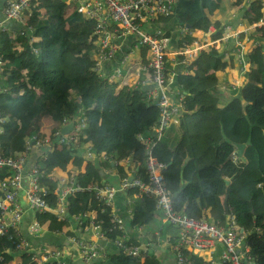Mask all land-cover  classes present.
<instances>
[{
	"label": "trees",
	"instance_id": "16d2710c",
	"mask_svg": "<svg viewBox=\"0 0 264 264\" xmlns=\"http://www.w3.org/2000/svg\"><path fill=\"white\" fill-rule=\"evenodd\" d=\"M231 1L238 18L248 21V25L264 19L261 0H251L241 9L245 0ZM66 7L64 0L30 2L26 25L44 34L38 55L34 52L36 46L29 40L31 32L24 36L0 33V58L5 61L0 80V112L6 118L0 135L3 154L14 157L32 137L42 141L49 138V151L42 147L38 152L40 157L35 154L32 159L47 175L55 169L74 173L76 184L82 188L112 186L109 177L104 181V169L117 174L120 180L133 172L145 181L147 156L140 137L153 139L152 129L160 115L153 100L147 97L150 88L141 84L122 87L114 96L112 90L118 82H109L105 65L102 74L93 71V22ZM219 9L220 0H176L174 15L180 26L206 32L210 25L220 27V22H211ZM236 24L237 18L232 26ZM253 33L249 38L264 47V28H255ZM184 40L191 42L190 38ZM177 59L167 62L166 68L169 73H177V90L171 88L175 93L173 98L183 96L184 110L174 130L179 138L172 143L164 134L153 151L166 166L163 175L173 195L174 207L197 219L209 210L208 221L220 226L227 215H232L236 224L249 233L247 244L256 264H264V51L253 50L246 55L249 70L245 84L231 90L224 105H219V92L210 89L217 85L216 73L227 67L222 56L215 58L212 49L201 52L193 68L187 66L193 69L188 75L180 72ZM103 93H106L104 98ZM78 118L84 119L85 128L78 134L71 130L68 135L73 140L69 145L59 146L57 140L64 137L60 129L65 122H75ZM44 129L48 135L42 134ZM88 145L96 155L111 160L99 158V162H88L82 170L85 161L82 147ZM237 145L245 146L240 156L236 154ZM47 175L40 185L46 187L49 195L58 184L47 181ZM226 181L230 182L228 186ZM133 194L131 190L122 194L126 200L132 199L128 225H147L156 216L155 201L133 198ZM225 196L228 213L223 206ZM48 200H53L52 194ZM66 206L69 211L64 221L49 213L38 216L40 223L46 225V233L60 236L65 242L74 236L70 230L63 233V228L71 225L75 228L72 215L94 210L98 212V220L103 219L106 226L110 224L109 209L104 208V213H100L104 206L97 202L94 192H76L67 197ZM101 230H105L104 224ZM113 237L109 235V241ZM36 240L37 244L30 243L66 248L46 236ZM2 245L5 241L0 239V248ZM15 257L4 253L0 264H31L26 253L16 260ZM154 257V254H142L133 258L115 252L106 258H96L100 260L96 264H164ZM190 259L195 264H217L195 256Z\"/></svg>",
	"mask_w": 264,
	"mask_h": 264
},
{
	"label": "built area",
	"instance_id": "2783aa9c",
	"mask_svg": "<svg viewBox=\"0 0 264 264\" xmlns=\"http://www.w3.org/2000/svg\"><path fill=\"white\" fill-rule=\"evenodd\" d=\"M31 1L8 0L5 3L1 10L0 33L11 34L5 25L6 21L19 22L24 26L25 29L20 31V35H24L25 32H34L26 25L25 18ZM68 1L73 4L77 14L93 22L92 42L95 46L91 55L94 62L93 71L102 74L103 66L108 64L110 66L107 72L109 82H118L117 88L133 87L139 84L150 88L147 97L153 100L160 115L152 129L153 139L140 137L145 145L147 156L146 179L144 181L135 175L129 181V178L134 175L131 172L117 187L82 188L76 184L74 174L60 178L54 176L55 170H53L47 175L36 162H32L35 154L40 157L38 154L40 148L45 147L49 151L51 146L49 138L42 141L32 137L26 141L23 151L15 154L14 157H5L0 146V239L5 241V245L0 248V261L4 253L16 256L15 260L26 253L31 264H67L66 257L71 253L70 251H73L80 262L90 264L96 258H106L109 255L105 245L113 246L115 252L128 257L135 258L142 254H149L148 251L154 249L152 244H146L144 248L132 244L125 230V224L113 211V195L131 190L134 191L133 198L154 199L156 212L163 224L177 231L173 241L167 240L163 244V247L167 246L172 254L175 264H195L190 256L207 258L210 263H215L213 260L215 255H218V264H256V259L251 255L247 244L249 233L236 224L232 215H227L224 224L220 226L210 223L208 221L210 216L206 213L197 219L175 209L173 195L163 175L166 166L153 155L155 146L162 139L167 128L179 124V116L184 110L183 96L178 95L177 98H173L175 93L171 90V77L174 73L167 71L166 64L175 62L174 58L170 59V56L185 57L206 52L209 43L194 39L190 43H182L183 47L172 54L168 53V37L160 28H153L158 21L170 19L173 16L176 0ZM250 1L245 0L239 9ZM261 4L263 11L264 0H261ZM249 26L238 30L230 22L224 23L220 32L221 44L224 47L218 52V56H215L216 58L224 57L231 53L236 70L241 77L245 76L249 70L246 55L253 50L264 51L262 43L248 36L251 29L264 28V19L256 24L251 23ZM187 34L191 36L192 32L188 31ZM130 38L132 42L127 45V52H121L125 41ZM29 40L32 42L31 38ZM210 48L213 47L209 46L208 50ZM142 51L146 53L145 60L140 56ZM4 64L5 61L0 58V80ZM230 88L233 91L241 87L236 82L231 84ZM5 122L6 118L0 112V135ZM83 128H85L84 119L78 118L71 132L78 134ZM71 140L73 137L67 135L60 137L57 143L59 146L69 145ZM84 152V158L87 161L93 162L99 158L90 145L85 146ZM104 159L111 160V157H103ZM232 161L235 162V159L232 158ZM46 175L47 181H56L58 184L50 193L53 195V200H48L50 194L48 195L45 186L40 185L41 179ZM83 191L94 192L97 202L104 206L101 208V214L104 213V208L109 209L110 224L106 226L103 219L98 220V212L94 210L83 215H72L75 231L74 236L66 240L69 246L63 249L49 244L33 246L28 241V237L37 239L46 234V225L40 223L38 216L49 213L57 220L64 221L69 211L66 206L67 197ZM131 204L132 199L127 198L129 216L132 214ZM27 215L31 219L24 227L23 223ZM101 224L105 226L104 231L101 230ZM130 227L135 231H141L142 225ZM64 231L66 228H63V233ZM93 231H95V237L93 239L87 237ZM109 235H114L112 241H109ZM155 235L158 236L159 233Z\"/></svg>",
	"mask_w": 264,
	"mask_h": 264
},
{
	"label": "crops",
	"instance_id": "0c3cea01",
	"mask_svg": "<svg viewBox=\"0 0 264 264\" xmlns=\"http://www.w3.org/2000/svg\"><path fill=\"white\" fill-rule=\"evenodd\" d=\"M7 1L8 0H0V18L2 17L1 16L2 15L1 10L5 6V3ZM64 3L67 6L66 10L71 11L73 9L75 11V8L71 4V2H69L68 0H64ZM231 3H232L231 0H220V9L211 18L212 23L220 22L219 28H215L214 26L210 25L207 27L206 32H202L200 30H193L194 28L192 29L191 26L183 27V26H180V24L177 20V17L173 13V16L170 19L158 21L153 29L160 28L167 35V37L169 39V46H168V53L169 54H172L174 51L181 49V44L187 43L184 39L190 38L191 41H193L195 39V40H198L200 42L205 41L207 43H210V46H212L214 48V49L213 48H210V49H212V51L213 50L215 51L214 52V54H215L214 57H215L218 55L219 51H222V48L224 47V45L221 44V36H220V35H222L220 33L221 27L224 23L230 22L232 24L233 20L235 18H237V24L234 26L235 29L243 30L245 28H248V26H249L247 24L246 20L243 21L242 19L238 18L237 11L232 8ZM232 16H234L235 18L233 17L234 19H231ZM5 25L9 29V31L11 32V34H10L11 36H15L20 31H23L25 29V27L22 26L19 22H14V21L8 22V21H6ZM188 31L192 32L191 36H189L187 34ZM25 34H26V32L24 33V35ZM20 36H22V35H20ZM91 36H92V34H91ZM252 36H254V35L252 34ZM30 37L32 40L31 43L36 46L37 43L41 44L40 42L44 38V34L42 35L41 32L35 31L34 33L31 34ZM131 42H132L131 38L126 40L125 46H123V48L121 49V52H127V50H128L127 45ZM39 47H40V45H39ZM39 47H36L37 49L34 50L36 55L39 54ZM135 55H137V54H135ZM219 55H223V54H219ZM140 56L142 59L145 60L146 53L144 51H142V52H140ZM172 58L177 59L178 57L170 56V59H172ZM197 58H198V54L193 55V56H185V57L180 56V60H178V59L176 60V61L180 62V64L177 65L180 68V72H182L185 75L192 74L193 69H187V66L190 65L193 68V62H196ZM222 60L227 63V67L224 71H219L216 73L217 85L210 87V89H216V91L219 92V94H220V97L218 96L219 105H222V104L224 105L228 101V99H227L228 95H229L228 91H231V90L229 89L227 84H229V83L234 84L237 82L240 87H242L245 84V76L241 77L238 74L236 67H235V61H234L233 55L231 53H229L228 56H224V57L222 56ZM108 68H109V65L105 64L104 71L108 70ZM176 74L177 73H174V76L171 77V79H172L171 87L173 89L177 90V87H175L177 85L175 83V80L177 77ZM226 76L230 82L226 81V82H223L220 85H218V80H220V79L225 80L224 77H226ZM218 78H220V79H218ZM219 88L224 89V90H220ZM121 89H122V87L121 88L116 87L114 90V93H115L114 96L117 95ZM175 129H177L176 125L175 126L174 125L169 126V128L167 129L165 136H164V138H166L167 140L169 139L172 143L177 141L179 138V135L176 133V131H174ZM171 134H175L176 138L170 137ZM82 148H83V155H84L85 146ZM103 157H104V155L99 156V158H101L102 160H103ZM99 158H97L93 162H99L98 161ZM88 162H90V161H87L85 158L82 169H84L85 165ZM71 166H72V164H70L67 167L68 170ZM104 172L105 173H103V174L105 175V179H104L105 182H106V180H108V177H109L111 179L112 186L117 187L120 185V182L122 180L119 179V176L117 174L113 173L111 170H106V169H104ZM127 172L129 173L130 171H127ZM71 174H74V173L68 174V173L62 172L59 169H55V171H54V176L60 177V178H65L66 176L71 175ZM119 194L120 195H117V193H116L112 197L113 211L125 224V230L127 232L129 241H131L134 245L141 246L142 248H144V246H146V244H149V245L152 244L154 249L149 250L148 251L149 254H154L164 264H175V261H174L172 254L168 251L167 246L163 247V244L167 240L173 241L177 235V231L175 229L165 227L166 225L163 224V221L161 220L160 216L157 213H156V216H154L152 218L150 223H148L147 225H143L141 227V231L133 230L130 227V225H128L130 219H129V215L127 213L126 197L122 196V194H123L122 192H119ZM206 215L210 216L209 210L206 211ZM29 220H30V217L27 216L26 219L24 220V223H23L24 227L29 223ZM165 229H169V232L162 234V231ZM67 230L74 232L75 228L73 225H71L70 227L66 228V231ZM157 232L159 233V235H158L159 236V238H158L159 243H155L153 241V238H152V236H154ZM43 236H46L50 240L56 241V243H62L66 247L69 246L68 243H66L67 241L65 242L64 239L60 236L52 235V234H48V233L44 234ZM87 237L93 239L95 237V231H93ZM30 242L32 244H37L38 240L31 238ZM105 248H106V251L108 254L112 255L115 253V248L113 246L105 245ZM70 252L71 253H69V255H68L69 257L66 255L68 264H83L82 262H80L78 260V258H76L73 251H70ZM203 260H205L206 262H209L207 258H203ZM213 260L215 263L218 264V255H215L213 257ZM96 261H100V260L96 259L93 262H95V264H96Z\"/></svg>",
	"mask_w": 264,
	"mask_h": 264
},
{
	"label": "water",
	"instance_id": "95a60500",
	"mask_svg": "<svg viewBox=\"0 0 264 264\" xmlns=\"http://www.w3.org/2000/svg\"><path fill=\"white\" fill-rule=\"evenodd\" d=\"M73 125H74V120L69 121L68 124H66L65 126H63L60 129V131H59L60 135H62V136L68 135L70 133V131L72 130ZM236 148H237L236 154L238 156H240L242 154L245 146L244 145H237ZM187 161H188V159L185 160V162H184V164L182 166V169L185 167V164L187 163ZM133 178H134V175L132 176V178H129V181H131ZM225 185L228 186L229 182L226 181ZM223 206H224L225 213H228L229 209H228V204H227V201H226V196H225V198L223 200Z\"/></svg>",
	"mask_w": 264,
	"mask_h": 264
},
{
	"label": "rangeland",
	"instance_id": "374dc122",
	"mask_svg": "<svg viewBox=\"0 0 264 264\" xmlns=\"http://www.w3.org/2000/svg\"><path fill=\"white\" fill-rule=\"evenodd\" d=\"M73 5V4H72ZM73 7V6H72ZM263 13H264V10L262 11ZM227 14V13H226ZM235 18V17H234ZM234 18H232V19H234ZM236 19V18H235ZM234 19V20H235ZM233 20V21H234ZM247 23H248V21H247ZM250 27V26H249ZM254 32V30L253 29H251L249 32H248V36L249 37H253L252 36V34H254L253 33ZM19 35H20V32L18 33ZM39 43H37L36 44V47H39ZM209 46H210V43L208 44V47L206 48V52L208 51V48H209ZM218 56V55H217ZM3 67H4V65H3ZM225 78V80H223V79H220V78H218V79H220V80H218V85H220L221 83H223V82H226V81H229V79L227 78V76L226 77H224ZM230 82V81H229ZM232 82V81H231ZM227 86L229 87V89L231 90V88H230V86H231V83H229V84H227ZM220 89V88H219ZM114 90L115 89H113L112 90V94L114 95L115 93H114ZM220 90H224V89H220ZM229 93L231 92V91H228ZM106 96V93H103L102 94V98H104ZM169 128V127H168ZM167 128V129H168ZM167 131V130H166ZM42 134L45 136V135H48V132H47V130L46 129H44L43 131H42ZM165 227H167V228H171V229H174L173 227H170V226H165ZM167 232H169V229H165V230H163L162 231V234H164V233H167ZM155 236V237H154ZM154 236H152V238H153V241L155 242V243H159V241H158V238H159V236H156V235H154ZM149 255H147V257H148ZM157 257L155 256L154 257V259H156ZM158 259V258H157ZM156 259V260H157ZM159 260V259H158Z\"/></svg>",
	"mask_w": 264,
	"mask_h": 264
},
{
	"label": "clouds",
	"instance_id": "9594fccd",
	"mask_svg": "<svg viewBox=\"0 0 264 264\" xmlns=\"http://www.w3.org/2000/svg\"><path fill=\"white\" fill-rule=\"evenodd\" d=\"M83 170V169H82Z\"/></svg>",
	"mask_w": 264,
	"mask_h": 264
}]
</instances>
